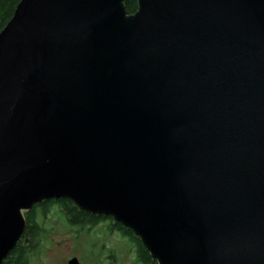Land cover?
Here are the masks:
<instances>
[{"label":"water","instance_id":"1","mask_svg":"<svg viewBox=\"0 0 264 264\" xmlns=\"http://www.w3.org/2000/svg\"><path fill=\"white\" fill-rule=\"evenodd\" d=\"M129 1L22 0L0 34V264L61 198L158 264H264V0Z\"/></svg>","mask_w":264,"mask_h":264},{"label":"trees","instance_id":"2","mask_svg":"<svg viewBox=\"0 0 264 264\" xmlns=\"http://www.w3.org/2000/svg\"><path fill=\"white\" fill-rule=\"evenodd\" d=\"M22 0H0V34L9 24L14 17L15 11ZM126 10L128 15H134L138 10V2L131 0L126 3ZM57 211L63 221L72 228H78L81 231H91L98 227L101 223L112 222L115 220L112 217L91 214L81 208H79L70 199H54L50 201H44L34 206L32 211L26 212L25 218L27 222V228L18 242L15 249L9 254L2 264H30L35 256L39 252L40 244L43 240V232L45 228L43 225L44 220L49 214ZM120 232L124 237L130 235L134 237V240L138 244V254L143 264H158V262L152 257L151 253L145 248L140 238L129 229L125 230L123 225L119 223ZM138 238H137V237Z\"/></svg>","mask_w":264,"mask_h":264},{"label":"rangeland","instance_id":"3","mask_svg":"<svg viewBox=\"0 0 264 264\" xmlns=\"http://www.w3.org/2000/svg\"><path fill=\"white\" fill-rule=\"evenodd\" d=\"M45 232L39 252L33 256L30 264H68L73 258L81 264H102L99 262L102 247L115 250L118 255L117 264H135L134 255L129 253L127 242L118 235L105 236L104 228L98 226L91 231L69 227L57 211L41 220Z\"/></svg>","mask_w":264,"mask_h":264},{"label":"flooded vegetation","instance_id":"4","mask_svg":"<svg viewBox=\"0 0 264 264\" xmlns=\"http://www.w3.org/2000/svg\"><path fill=\"white\" fill-rule=\"evenodd\" d=\"M118 225L119 223L112 221L109 223L108 222L101 223L99 226H102L104 228V234L105 236H108V237H105V239L109 238L110 235H118L123 240H125L127 242V247L129 248V253L134 255V260H133L134 263L143 264L138 254V251H139L138 244L134 240V237H131L130 235L124 237L119 231L117 232L116 229L117 230L119 229ZM124 229L127 230V232L129 231L128 228H124ZM102 250H103L102 251L103 253H100L99 257H97L99 259V262L102 261V264H117L118 263L119 255L114 249L110 250L106 247H102Z\"/></svg>","mask_w":264,"mask_h":264}]
</instances>
